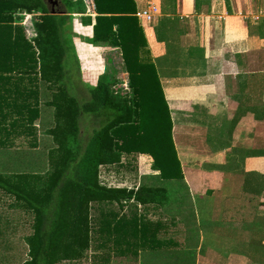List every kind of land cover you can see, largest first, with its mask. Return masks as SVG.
<instances>
[{"label":"trees","instance_id":"obj_1","mask_svg":"<svg viewBox=\"0 0 264 264\" xmlns=\"http://www.w3.org/2000/svg\"><path fill=\"white\" fill-rule=\"evenodd\" d=\"M95 15L83 18L92 26L88 43H105L120 50L131 96L113 93L99 78L88 97L71 94L78 60L72 41L74 0H0V147L17 136H35L40 115V84L51 92L54 125L48 130L56 147L49 152L51 168L43 173H0V192L11 196L31 215L22 264H56L75 260L91 245V207L100 206L97 247L116 254L155 250L168 244L157 239L142 216L127 219L104 204L121 207L128 200L163 205L164 187H110L99 181L102 165L120 164L122 156L149 154L164 179L182 177L171 138L166 101L141 26L134 0H93ZM53 11V13H52ZM39 12L28 37L20 24L24 13ZM21 16V17H20ZM70 83V84H69ZM79 90L77 83L73 88ZM93 126L80 137L82 120ZM108 242H111L110 246ZM112 247V248H111ZM107 262L108 257H104Z\"/></svg>","mask_w":264,"mask_h":264},{"label":"crops","instance_id":"obj_2","mask_svg":"<svg viewBox=\"0 0 264 264\" xmlns=\"http://www.w3.org/2000/svg\"><path fill=\"white\" fill-rule=\"evenodd\" d=\"M134 2L137 11L150 3L159 8L152 20L138 24L182 173L158 178L177 183L160 209L182 210L185 197L189 207L202 211L207 240L220 242L221 264H264V0ZM79 14L68 21L76 58L82 64L91 56L97 66L95 53L109 48L83 40L92 26ZM115 57L112 65L119 66L121 85L127 86L120 51ZM137 155L146 169L152 164L149 154ZM167 240L154 251L176 243Z\"/></svg>","mask_w":264,"mask_h":264},{"label":"rangeland","instance_id":"obj_3","mask_svg":"<svg viewBox=\"0 0 264 264\" xmlns=\"http://www.w3.org/2000/svg\"><path fill=\"white\" fill-rule=\"evenodd\" d=\"M52 1L57 2V0ZM153 4L157 8L153 15L154 18L159 8L156 3ZM148 8L150 5H147L146 9ZM72 11L74 12L71 15L72 19H77L76 13H80L79 19L82 17L81 21L87 16H92L86 10L83 0H74ZM140 11L136 10L135 16L139 20H146ZM39 14V12H33L22 15L19 23L24 26L28 37L34 33L32 21ZM74 36H72L73 41L76 40ZM102 47H108L109 50H100L98 55L95 53V61H99L97 66L92 57L87 56V61L83 60L82 64L78 61V68H76L78 70L72 75L74 82L69 83V92L78 97L80 101L88 97V87H93L99 78L110 83L113 93L127 97L132 95L128 84L124 87L121 85L122 76L118 69L119 66L112 65V61L119 57L115 56L120 50L117 47L113 49L114 46L105 43L102 44ZM76 83L79 90L73 88ZM50 99L51 92L43 83L40 84V115L35 121V136H17L11 140L10 146L0 147V173L43 174L51 168L49 152L56 147V144L48 133V130L54 125L53 107L46 103ZM94 125L96 126L97 123L91 119L82 120L80 137L86 138ZM156 173L151 163L146 169L144 161L139 158L137 153H132L123 155L120 164L102 165L99 169V181L101 184L110 187L137 188L140 185L164 187L168 192L172 190L171 188L176 187L177 183L165 181L166 179L160 180L158 179L159 174L156 175ZM180 202L184 209L167 210L165 213L162 212V208L160 209V205L155 203L140 204L128 200L121 207L114 203L103 205L106 208L116 210L118 215H125L127 219L137 213L148 222L149 231L155 230L154 235L157 239L167 240L170 238L176 241L175 245L161 250H141L135 257L130 253L123 255L112 251L107 254L105 248L96 246L97 242H100L104 236L97 232L100 206L97 203H92L91 245L82 253L80 258L61 260L56 264H221L219 257L220 242L207 240V238L209 239L210 228L202 216V211L195 210L196 204L193 208L189 207L185 197ZM32 218L31 213L23 206L15 203L11 196L0 192V264H22L27 258L25 238L31 233ZM171 218L174 219V222ZM216 237L218 238L217 232ZM108 243L110 246L112 245L111 242ZM105 256L108 257L107 262L104 260Z\"/></svg>","mask_w":264,"mask_h":264},{"label":"built area","instance_id":"obj_4","mask_svg":"<svg viewBox=\"0 0 264 264\" xmlns=\"http://www.w3.org/2000/svg\"><path fill=\"white\" fill-rule=\"evenodd\" d=\"M84 6L86 7V10L90 12L89 14H93L94 12V3L93 0H83ZM150 8L142 10L140 13L146 17V21H150L153 18V15L156 13L157 8L154 6L153 3H150ZM153 5V6H152ZM153 7V9H151Z\"/></svg>","mask_w":264,"mask_h":264},{"label":"water","instance_id":"obj_5","mask_svg":"<svg viewBox=\"0 0 264 264\" xmlns=\"http://www.w3.org/2000/svg\"><path fill=\"white\" fill-rule=\"evenodd\" d=\"M52 13H53V11H52Z\"/></svg>","mask_w":264,"mask_h":264}]
</instances>
